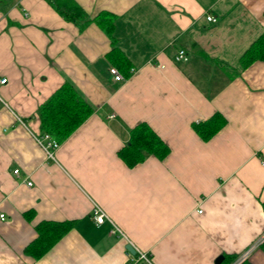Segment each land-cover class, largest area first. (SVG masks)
Here are the masks:
<instances>
[{
  "label": "crops",
  "instance_id": "obj_1",
  "mask_svg": "<svg viewBox=\"0 0 264 264\" xmlns=\"http://www.w3.org/2000/svg\"><path fill=\"white\" fill-rule=\"evenodd\" d=\"M74 1L82 25L48 0H0V264H229L252 246L245 263L264 264V61L239 62L264 0ZM63 82L93 111L50 157L38 108ZM216 112L226 122L204 140L193 125ZM139 122L169 152L129 167L117 152ZM40 221L73 225L35 259Z\"/></svg>",
  "mask_w": 264,
  "mask_h": 264
},
{
  "label": "trees",
  "instance_id": "obj_2",
  "mask_svg": "<svg viewBox=\"0 0 264 264\" xmlns=\"http://www.w3.org/2000/svg\"><path fill=\"white\" fill-rule=\"evenodd\" d=\"M48 2L67 21L82 25L89 21L85 11L74 0H48ZM99 25L112 42L107 57L111 63L127 77L130 74V63L114 45L113 17L103 15L97 19ZM256 60L264 61V32L260 34L242 53L239 62L244 68ZM93 111L91 105L69 83L63 82L51 96L38 108V116L43 132H47L58 143L65 140ZM226 120L219 113H214L204 121L193 125L196 133L204 140L212 137ZM169 152L164 140L145 122H139L129 130V137L117 152L124 163L132 167L144 160L146 154L163 159ZM264 206V202H263ZM32 218V212L25 214ZM73 225L72 221H40L35 225L37 236L29 242L24 252L33 258L41 257ZM235 256H232L234 258ZM245 264V263H244Z\"/></svg>",
  "mask_w": 264,
  "mask_h": 264
},
{
  "label": "built area",
  "instance_id": "obj_3",
  "mask_svg": "<svg viewBox=\"0 0 264 264\" xmlns=\"http://www.w3.org/2000/svg\"><path fill=\"white\" fill-rule=\"evenodd\" d=\"M206 19L207 20H212L215 21V17L212 16L211 14H207L206 15ZM176 60H181V59H185L186 58V53L184 52V50H179L175 56ZM109 71L111 74H113L114 78L116 80H121L123 79L122 74L114 67L111 66L109 68ZM7 82V78L5 77H0V84H4ZM38 141L42 144V146L44 147L46 153L48 156H52L53 155V151L54 149L58 146V142L56 140H54L48 133H43L39 136ZM13 173L15 175H17L19 173V169L18 168H14L13 169ZM32 182L31 181H27V184L30 185ZM93 214H94V219L97 223H102L104 221V219L106 218V214L102 211V209L98 206L94 207L93 210ZM0 219H3V215L0 214ZM118 228L114 225V229L112 230V232L117 231ZM254 248V246L246 249L244 252H242L241 254H239L233 261H231V263L229 264H244L250 254V252L252 251V249ZM142 257L144 256L143 253L140 254Z\"/></svg>",
  "mask_w": 264,
  "mask_h": 264
},
{
  "label": "water",
  "instance_id": "obj_4",
  "mask_svg": "<svg viewBox=\"0 0 264 264\" xmlns=\"http://www.w3.org/2000/svg\"><path fill=\"white\" fill-rule=\"evenodd\" d=\"M126 248L131 253L135 252V250L133 249V247L130 244H127ZM222 258H223V256H218V258L216 259V262H220ZM245 264H250V263L247 262Z\"/></svg>",
  "mask_w": 264,
  "mask_h": 264
}]
</instances>
